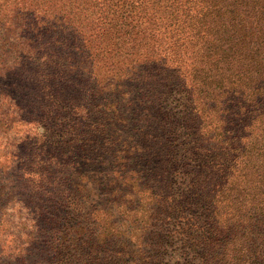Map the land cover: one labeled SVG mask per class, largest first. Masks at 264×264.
I'll list each match as a JSON object with an SVG mask.
<instances>
[{
	"label": "trees",
	"instance_id": "16d2710c",
	"mask_svg": "<svg viewBox=\"0 0 264 264\" xmlns=\"http://www.w3.org/2000/svg\"><path fill=\"white\" fill-rule=\"evenodd\" d=\"M7 48L47 70L0 242L47 241L0 264H264V0H0Z\"/></svg>",
	"mask_w": 264,
	"mask_h": 264
},
{
	"label": "rangeland",
	"instance_id": "374dc122",
	"mask_svg": "<svg viewBox=\"0 0 264 264\" xmlns=\"http://www.w3.org/2000/svg\"><path fill=\"white\" fill-rule=\"evenodd\" d=\"M5 50L6 53H2L0 60L4 62L5 65H9L11 69L15 70V67L17 69L15 71H6L0 74V92H3L1 93L3 94L2 100L0 98V112L5 113L6 116L4 118H7L8 120H10L11 115L14 114V117L17 116V121L9 124L6 123L4 127L0 126V166L7 159V156L14 152V147L21 141H31L33 136L42 132L39 124H36V128L33 124L27 123V120L35 115L37 103L41 101V98L37 99L35 96V90L33 89L34 84H32L34 80L32 77L36 78V73L39 69L42 70V73L47 70L40 67L35 68L34 65H31L30 67L24 62V60L22 61L19 55H16L13 50L8 48ZM17 60L22 62L21 67L20 65H17ZM12 102L13 104L15 102L22 111H16L11 105ZM19 152L21 153V151ZM10 205L11 203L7 207H10ZM7 213L10 214L8 220L11 222L10 226L13 228L12 230L4 232V240L1 239V260H7V255H15L19 253L18 250L21 249V252L24 251L22 249L27 247H29L28 249L31 250L33 256L37 255L42 259L46 254V252L42 251L45 248L43 243L47 241L43 238V235H37L35 238L36 242L29 245V242L34 241L30 234L26 235V233L30 231L29 228L26 230H18L19 223L26 216L27 211L23 209L19 210L14 206L12 209L8 208ZM30 247H32V249ZM34 248L39 250L35 251Z\"/></svg>",
	"mask_w": 264,
	"mask_h": 264
}]
</instances>
